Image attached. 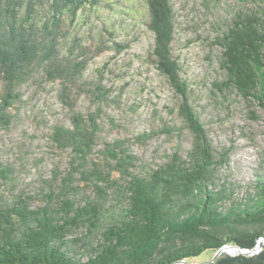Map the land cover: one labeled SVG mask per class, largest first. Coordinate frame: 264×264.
I'll list each match as a JSON object with an SVG mask.
<instances>
[{
	"label": "trees",
	"instance_id": "obj_1",
	"mask_svg": "<svg viewBox=\"0 0 264 264\" xmlns=\"http://www.w3.org/2000/svg\"><path fill=\"white\" fill-rule=\"evenodd\" d=\"M140 1L154 36L148 59L181 96L177 113L184 126L145 131L136 139L145 142L173 130L182 134L183 127L192 133L190 148L175 151L146 173L138 172L139 158L127 140L104 141L102 159L93 157L103 132L99 119L120 100L112 95L102 71L92 79L86 72L105 51L129 47L108 28L104 10L116 9L114 2L0 0V132L15 122L25 84H57L58 97L72 111L71 125H54L52 137L73 157L67 174L43 192V204L35 206L32 195L15 194V185L10 186V201L0 194V264H176L226 243L253 249L264 237V179L240 202H231L225 184L216 188V173L229 151L218 157L211 133L190 102L189 85L174 51L173 1ZM243 1L248 5L234 13L230 26L214 40L222 48L225 77L213 85L264 111V0ZM100 27L112 39L102 38ZM83 96L95 110H77ZM250 113L257 118L254 110ZM12 173L13 168L0 160V189L14 180ZM78 181L87 182L97 198H78ZM246 224L251 226L241 230ZM81 230V236L71 237ZM73 242L92 250L87 261L71 253ZM209 264H264V247L253 257L223 255Z\"/></svg>",
	"mask_w": 264,
	"mask_h": 264
},
{
	"label": "rangeland",
	"instance_id": "obj_2",
	"mask_svg": "<svg viewBox=\"0 0 264 264\" xmlns=\"http://www.w3.org/2000/svg\"><path fill=\"white\" fill-rule=\"evenodd\" d=\"M111 1L116 9L112 12L107 8L104 10L108 15L107 24H111L108 28L114 29L117 41L129 47L121 51L118 48L105 51L90 62L86 72L92 79L102 71L108 87H112V95L120 100L119 104L108 106L99 119L103 132L93 157L97 161L99 157L102 159L100 150L104 148V141L127 140V146L139 158L138 172L146 173L164 163L175 151L184 153L190 148L192 133L183 127L182 134L173 130L171 134L159 132L145 142L136 139V135L145 131H159L175 124L184 126L177 113L182 98L148 59L154 36L146 25L144 3L140 0ZM172 1L177 14L174 51L180 58L181 75L189 85L190 102L211 133L218 157L229 151L227 162L216 173V188L225 184L231 202L243 201L257 191V181L264 179V111L256 104L247 105L235 92L222 94L213 85L214 81L225 77L220 66L222 48L214 44V40L230 26L234 13L248 4L243 0ZM99 31L105 40L112 39L102 27ZM22 89L24 98L17 104L19 111L15 122L0 132V160L13 168L14 179L1 187L0 194L10 201L13 197L10 186L15 185L14 193L34 196L36 206L44 203L42 196L47 186L59 183L70 169L72 153L59 149L52 135L54 125H71L72 111L58 97L57 84L42 88L29 82ZM95 108L83 96L77 110L86 114ZM251 110L255 111L257 118L250 113ZM55 174L57 182L53 181ZM77 183L81 188L78 198H97L87 182ZM249 226L239 227L244 230ZM260 227L264 231V222ZM223 231L226 233L228 229ZM84 232L81 230L71 237L81 236ZM259 240H262L259 252L229 253L227 249L240 246L226 243L217 251L208 250L199 257L176 264H209L223 255L253 257L263 250V236L251 250L256 249ZM86 245L74 244L71 253L77 259L87 261L92 250Z\"/></svg>",
	"mask_w": 264,
	"mask_h": 264
},
{
	"label": "water",
	"instance_id": "obj_3",
	"mask_svg": "<svg viewBox=\"0 0 264 264\" xmlns=\"http://www.w3.org/2000/svg\"><path fill=\"white\" fill-rule=\"evenodd\" d=\"M261 243H262V240H259L258 241V244H257V246H256V249H254V250H249V249H242V248H240V247H234L233 245H230V247H234L235 249H237L238 251H240V252H249V253H255V252H257V251H259V250H261ZM226 247H224L223 249H225ZM223 249L222 250H219V252H221V251H223ZM218 252V253H219Z\"/></svg>",
	"mask_w": 264,
	"mask_h": 264
},
{
	"label": "bare ground",
	"instance_id": "obj_4",
	"mask_svg": "<svg viewBox=\"0 0 264 264\" xmlns=\"http://www.w3.org/2000/svg\"><path fill=\"white\" fill-rule=\"evenodd\" d=\"M227 251L229 252V253H235V252H237L238 250L237 249H235V248H229V249H227ZM259 252V251H258Z\"/></svg>",
	"mask_w": 264,
	"mask_h": 264
}]
</instances>
